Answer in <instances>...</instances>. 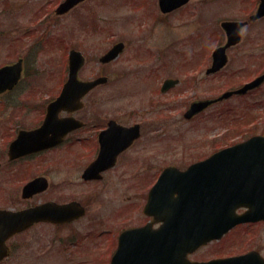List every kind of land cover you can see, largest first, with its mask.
Wrapping results in <instances>:
<instances>
[{
	"label": "rangeland",
	"instance_id": "obj_1",
	"mask_svg": "<svg viewBox=\"0 0 264 264\" xmlns=\"http://www.w3.org/2000/svg\"><path fill=\"white\" fill-rule=\"evenodd\" d=\"M61 1L0 0V66L22 57L25 67L24 79L18 88L0 97V123L7 121L13 111H21V108L31 111V116L37 115L45 101L60 92L67 75L65 50L70 41L87 57V62L80 71L82 78L93 77L103 70L111 81L86 97V109L90 110L91 105L106 106L103 109L110 113L105 117L117 116L131 122H142L145 125V138L149 139V133L154 130L158 140L154 144L146 143V139L138 141L127 153V160L115 171L107 174L103 182L96 184L81 182L82 169L79 166L53 169L49 172V193L59 190L68 192V195L80 196L89 186L120 187L114 183L119 180L117 177L122 169L134 171L171 164L185 168L191 162L210 155L219 146H227L243 139L241 134H235L231 128L243 122L239 118L240 114L244 112L243 108L248 102L246 100L252 101L253 97L217 105L191 122L185 121L182 113L190 101L230 89V83L226 82L227 89L217 90L221 87L218 78L225 76L226 80L234 76L236 83L239 82L237 80H244V71L248 76H254L264 65V55L260 56L264 47V21H260L243 30L242 42L234 51H228L229 62L226 70L221 77L211 81L205 92L202 82L204 69L196 73L197 83H187L188 74L196 67L193 63L198 62L199 68L203 65L209 42H224L219 22L228 17L247 18L254 11L258 0H191L188 5L173 14L167 17L161 15L163 18L158 13L157 0H115L116 6L113 5L109 12H106L105 8L97 7L99 0H90L84 8L64 16H56L54 9ZM87 6L96 11L94 18L99 21V30L96 33H90L89 28L86 29V17L90 15L82 18L78 16L85 14ZM46 16L48 20L44 21ZM162 19L164 21H161ZM105 25L111 26L110 32L106 30ZM118 39L127 43L125 50L114 63L101 66L98 57L111 46L107 44L111 43L110 40ZM215 43L212 44V50L217 45ZM254 43H260L259 51L252 49ZM241 56L244 59L241 60ZM240 63L243 68H240ZM157 64H164L167 70L163 67L157 76L149 71L147 74L127 73L130 69L139 70L145 65L147 70ZM231 71H234L233 74ZM167 77L178 78L181 83L169 93H161L160 85ZM145 111L146 114L141 117L140 113ZM226 112L227 125L223 123V115ZM235 116V119H230ZM252 117L250 133H264L263 111H253L244 117V121ZM86 144L92 145L90 141ZM81 152L89 157L90 149L88 148V152ZM151 155L161 157L154 159L149 157ZM49 157H53V153ZM40 158L42 160L44 157ZM43 168L38 167L40 171ZM25 174L18 175L19 179H16L15 185H18L19 180L25 181L21 180ZM139 180L131 179V193L140 191ZM120 183L124 184L123 181ZM3 201L4 197L0 195V203ZM12 205L10 203L8 206ZM92 209H96L99 215L103 216L104 211L99 205H94ZM258 233L259 250L264 258L263 226L259 228ZM216 245L211 250V255L220 253L221 249L228 245L227 238ZM236 245L233 242L234 248L224 253L236 251Z\"/></svg>",
	"mask_w": 264,
	"mask_h": 264
},
{
	"label": "flooded vegetation",
	"instance_id": "obj_2",
	"mask_svg": "<svg viewBox=\"0 0 264 264\" xmlns=\"http://www.w3.org/2000/svg\"><path fill=\"white\" fill-rule=\"evenodd\" d=\"M89 1L90 0H81L77 2L60 16L67 15L76 9L84 8ZM113 5L116 6L115 0H99L97 7L105 8L106 12H109ZM176 11L177 10H173L167 14L161 15L167 17ZM87 15L90 16L86 17V29L89 28L90 33H96L99 30V21L94 18L96 11L87 6L85 14H79L78 16L82 18ZM161 15L160 17L163 18ZM47 18L46 16L43 20L46 21L48 20ZM258 21L252 23V25ZM107 24H109V21ZM252 25L243 27V30L252 27ZM110 27V25H105L106 30L109 32ZM110 41V44L107 43L109 46H113L117 42H123L124 49L127 44L121 39ZM73 44L74 43L70 41L68 42V46L65 50L67 55L70 50L80 51L78 50L79 47ZM210 45L211 43L209 42V47L206 49V59L202 61L203 65L199 68V63H193L196 67L191 74H188L189 79L187 81V83H197L196 73L198 71L202 72L204 69L205 76L202 77L203 86L205 87V89H203L204 92L206 91V87L211 84V81L213 82L217 77L222 76L227 67L226 66L214 74H207V70L211 66L212 49ZM237 46L231 48L230 51H234ZM259 46L261 47L260 43H254L252 49L259 51ZM83 55L85 56V54ZM263 55L264 47L260 56ZM243 56H241V60L244 59ZM252 57L255 58V56ZM254 58L252 60H254ZM85 59L87 62L86 56ZM116 60L109 63V65ZM163 67L164 64H157L154 68L149 67L146 70V66L144 65L139 70L130 69L127 73L143 72L144 74L146 72L147 74L149 71L157 76L162 71ZM243 67L244 66H241L240 63V68ZM194 72L195 74H193ZM263 72L264 65L258 69L254 76H248L247 72L244 71L243 74H245V76H242L244 80L241 78L244 82L238 87L254 80ZM100 76L107 77V83L101 87H105L111 82L109 75L106 76L103 70L90 78H82L80 75L82 79H93ZM175 79L178 80L177 84H175L177 87L181 81L178 78ZM217 80L219 84H221V87L217 90L226 88L225 76ZM199 82H201V79ZM175 86L165 93H169L175 89ZM263 87L264 82L256 89L248 90L244 95H232L229 98L220 100H217V98L225 91H217L214 94H210L208 97L194 99L190 101L188 105L192 102L201 100L215 101L206 109L196 113L188 120L184 119V110L182 118L187 122H191L202 114H206L207 110L216 105H226L233 101H244V99L252 97V101L246 100L248 102H246V106L243 108L244 112L246 111V113L252 114L253 111L262 110L264 113ZM210 92H212V90ZM86 97L83 98V105L79 109L70 113L64 111L58 115L59 117H72L75 119V122L72 123L74 128L64 133L61 140L55 146L43 150L30 151L16 157H11L8 149L9 143L16 138L20 131H29L41 127L45 116L43 107L35 116H31L32 112L25 109L13 111V114L9 116L7 121L0 123V195L4 197V201L0 203V210L18 212L21 210L43 207L47 215L52 216V212L48 209L67 204L71 205V208L58 219H40L34 221L26 228L9 236L0 244V264H190L193 262L201 263L210 261L211 259L240 255L257 249V251L260 252L258 231L261 226L264 227V221L238 224L231 228L219 241H212L199 246L197 249L183 254L180 257L174 258L171 255H165V252H167L165 248L170 246V240L178 241L188 238L190 231V211L183 212L180 209L173 211L169 208L173 203H167L168 207H166L163 202H156L154 205L150 206V209L148 208L149 190L162 172L163 166L156 168L157 166L155 165L153 167L150 166V169L134 171L122 169V171H119L120 175L117 177L119 180L114 183L121 188L118 186H89L88 190L81 193L80 196L68 195V192L59 190L49 193L51 187L49 172L51 170L59 169L63 166H79L82 169L80 171V180L83 184L103 182L107 174L115 171L122 162L127 160V153L136 146L138 141L146 139L145 125L142 122H131L126 119H120L117 116L105 117L110 113L108 110L103 109V107L106 106L91 105L92 107L90 110H87L85 107ZM140 114L141 117H143L146 111ZM14 115L16 117H14ZM223 121L226 125V118H223ZM4 124L6 125L4 126ZM134 124L139 125V137L132 142V145L117 154L114 159L112 158L114 163L111 166L99 168V170L91 176L92 178H84L83 175L85 170L99 155L101 145L100 137L105 136L115 144L121 146L124 143L122 137L126 134L125 130ZM149 134L150 137L146 139L145 142L154 144L155 141L158 140L157 133L152 130ZM89 141L92 145L86 144ZM88 148L90 149L89 157L84 156L81 152V150H86L88 152ZM52 153L53 157H49ZM42 156L44 158L41 160L40 157ZM149 157L157 159L161 156L151 155ZM141 158L145 160L143 156ZM42 166L44 168L40 171L38 167ZM123 167H125V165H123ZM230 167L231 165L228 164L222 165V168H228L223 171V175L234 174L229 169ZM22 173H26L24 177H21V180L25 181H22V184L19 180L17 183L18 185H15L16 179H19L18 175ZM36 178H44L46 188L24 197V185ZM132 178L140 179V191L131 193L133 188L131 183ZM122 181L124 183L123 185L120 183ZM6 182L8 183L4 187L3 185ZM223 182L229 189H237L238 187L248 188L251 183H260V180L253 177H240L225 179ZM15 202L17 203L14 204ZM5 203L7 205H5ZM10 203L13 205L8 206ZM94 205H99V207L103 209L104 214L102 217L96 209H92ZM179 206L185 207L183 204H178L176 207L178 208ZM245 210L246 207L240 206L237 207L236 212L241 214ZM129 231H133L134 233L124 235V238L121 239L124 232ZM225 238H227L228 245L223 247L220 253L211 255V250ZM233 242L237 244V250L231 251L232 254L230 252L227 254L224 253L234 248Z\"/></svg>",
	"mask_w": 264,
	"mask_h": 264
},
{
	"label": "water",
	"instance_id": "obj_3",
	"mask_svg": "<svg viewBox=\"0 0 264 264\" xmlns=\"http://www.w3.org/2000/svg\"><path fill=\"white\" fill-rule=\"evenodd\" d=\"M80 0H65L57 9V14H62L69 10ZM189 0H159L160 9L169 12L186 4ZM256 12L249 16L255 21L264 16V0H260ZM246 22L224 21L221 27L226 34V43L216 48L212 53V67L208 72H216L222 68L227 57L225 51L228 47L238 43L241 39L240 30ZM123 45L117 44L100 58L102 63H107L117 56ZM84 64L83 56L76 51L69 53V78L63 89L54 101L47 108L45 121L41 127L34 131H22L19 137L10 147L11 157L19 156L25 152L37 151L49 148L57 144L64 133L74 128L71 118L58 119L60 110L73 111L81 104L79 99L89 90L106 82V78L101 77L92 81H81L78 71ZM22 60L0 67V93L12 89L21 77ZM264 81V74L256 78L253 82L246 84L236 92L256 88ZM176 81L167 79L164 81L161 90H167ZM227 92L221 98L231 95ZM213 102V101H212ZM210 101L196 102L192 104L186 116L193 114L199 108H204ZM122 137L123 144L119 146L109 138L101 136L100 152L96 160L85 170L84 178L91 176L101 167L111 166L117 154L127 147L137 136L138 126L135 125ZM248 157V158H244ZM234 165L230 169L236 171L235 176L243 177V172L249 173L251 177L260 180V183H253L250 190L237 189L236 198L230 199L227 195L232 194L231 190H226L221 173L222 163ZM237 175V176H236ZM259 184V185H258ZM46 188L44 178H37L23 187V196L27 197L33 193ZM149 204L160 201H173L184 206H179L181 211H190V236L180 241H169L170 246L166 247V255H177L193 250V248L205 244L212 239L220 238L229 228L243 221L264 220V137H253L250 140L238 145L221 150L213 156L190 165L185 171H180L176 167L170 166L163 170L156 184L149 193ZM177 194V197H174ZM161 197L163 199H161ZM229 203L232 205L230 207ZM246 205L248 210L242 215L235 214L236 206ZM71 208V205H64L48 209L52 216H48L45 209L31 208L19 212L0 211V244L11 234L28 226L35 220H56ZM177 209V208H176ZM47 210V206H46ZM192 219V220H191ZM193 220L195 222H193ZM178 243V244H177ZM205 264H264V260L255 252L247 253L243 256L232 257L225 260L211 261Z\"/></svg>",
	"mask_w": 264,
	"mask_h": 264
}]
</instances>
